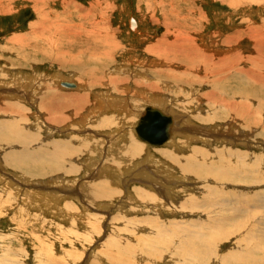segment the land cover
I'll return each instance as SVG.
<instances>
[{
	"label": "rangeland",
	"instance_id": "374dc122",
	"mask_svg": "<svg viewBox=\"0 0 264 264\" xmlns=\"http://www.w3.org/2000/svg\"><path fill=\"white\" fill-rule=\"evenodd\" d=\"M42 8L56 15L45 17ZM41 17L46 28L32 31ZM219 58L235 68L223 70ZM189 61L195 67L184 69ZM263 75L264 0H2L0 134L8 139L18 131L31 139L27 149L0 141V264H113L110 250L123 241L136 252L129 264H238L245 251H252L251 264H264ZM191 79L197 84L184 83ZM240 89L254 96L244 100ZM46 94L56 123L46 120ZM246 99L251 112L238 107V119H231L225 102ZM145 107L171 117L169 140L160 147L135 135ZM206 115L212 121L201 123ZM72 141L83 148L88 142L93 153L66 149ZM20 150L36 157L30 168L64 153L61 164L74 168L23 175L2 162ZM165 150L172 158L202 151L206 159L199 163L213 173L183 172ZM91 184L111 197L91 200L95 195L85 192Z\"/></svg>",
	"mask_w": 264,
	"mask_h": 264
},
{
	"label": "bare ground",
	"instance_id": "6f19581e",
	"mask_svg": "<svg viewBox=\"0 0 264 264\" xmlns=\"http://www.w3.org/2000/svg\"><path fill=\"white\" fill-rule=\"evenodd\" d=\"M2 1V0H1ZM0 1V2H1ZM30 1V0H29ZM35 1V0H34ZM41 1V0H40ZM46 1V0H45ZM48 2H49V0H47ZM44 2V1H43ZM37 3V2H36ZM49 4V3H48ZM47 5V4H46ZM43 6V5H42ZM6 7V6H5ZM4 7V8H5ZM47 7V6H46ZM41 8V7H40ZM45 8V7H44ZM44 8H42V13H44L45 14V17H50L51 15L52 16H55L56 15V13H53L52 11H50V8H49V10L48 11H50V13H45V9ZM38 10H39V8H38ZM41 13V12H40ZM39 13V14H40ZM40 16V15H39ZM39 18V17H38ZM135 23L134 22H130V28L131 29H133V27L135 26L134 25ZM46 26H47V24H46V21L41 17L39 20H38V22L37 23H35V24H33V26H32V31H37V29H41V30H43L42 28H46ZM66 27H68V26H66ZM47 28H49V27H47ZM46 31V30H45ZM52 31V30H51ZM47 40V39H46ZM52 40V39H51ZM21 41V40H20ZM54 42H56V41H54ZM29 43H32V41H30L29 40ZM28 43V44H29ZM37 45V44H36ZM30 46V45H29ZM33 46V45H32ZM28 47V46H27ZM53 47V49L55 50V46H52ZM43 48V47H42ZM193 48H197V47H193ZM41 49V48H40ZM47 49V48H46ZM29 50V49H28ZM31 50V49H30ZM38 50H39V48H38ZM183 50H184V48H183ZM33 51V50H32ZM32 51H30V52H32ZM37 51V50H36ZM182 51V50H181ZM57 52V51H56ZM29 53V52H28ZM42 53V51L41 52H38V54H41ZM61 53H63V51H59L58 52V55H60ZM31 55V54H30ZM32 55H34V54H32ZM65 55V54H64ZM63 55V56H64ZM206 55H208V54H205L204 56H206ZM32 57V56H31ZM228 57V56H227ZM237 57V56H236ZM58 58L61 60V59H63L62 57H60V56H58ZM206 58V57H205ZM204 58V61L206 60ZM241 58V57H240ZM239 58V59H240ZM209 59L210 58H208L207 57V61L208 62H210V63H212V61H209ZM216 59V58H215ZM203 60V59H202ZM217 60V59H216ZM221 60V63L223 64V70H224V68H225V70H226V68H228V69H231V68H235V63L236 62H230V61H227V60H225V59H223V58H219V61ZM26 61V60H25ZM203 61V62H204ZM236 61V60H235ZM240 62V61H239ZM239 62H238V64H239ZM63 63V62H62ZM189 63H191L192 65H193V63L191 62V61H189V62H187V64L184 66L185 68L184 69H186V68H188L187 66H188V64ZM215 63V62H214ZM217 63V62H216ZM220 63V62H219ZM220 63V64H221ZM72 65V62H66L65 61V63H64V65ZM221 64V65H222ZM146 65V64H145ZM191 66V65H190ZM193 67H195L194 65H193ZM194 69V68H193ZM204 69V68H203ZM212 69V68H211ZM215 69H216V67H215ZM218 69V68H217ZM249 70H250V72L251 73H253V69L250 67L249 68ZM174 71V70H173ZM188 71H190V70H188ZM194 70H192L191 71V73L193 72ZM197 70H195V72H196ZM195 72H194V74H195ZM227 71H225V73H226ZM158 73V72H157ZM182 73V72H181ZM184 73V72H183ZM186 74H188L187 72H185ZM119 74V73H118ZM159 74V73H158ZM197 74V73H196ZM195 74V75H196ZM206 74H208V73H206ZM122 75V74H121ZM169 76V75H168ZM208 76V75H207ZM221 76V75H220ZM122 77V76H121ZM167 77V76H166ZM193 77H195V76H193ZM193 77H192V79H193ZM197 78H198V76H196ZM227 77H229V76H227ZM182 78V77H181ZM212 78V77H211ZM258 78V77H257ZM263 78H264V75H263ZM170 79V78H169ZM191 79V80H192ZM196 79V78H195ZM259 79V78H258ZM71 80V79H70ZM119 81H120V78L118 79ZM172 80V79H171ZM197 80V79H196ZM207 80V79H206ZM227 80H229V78L227 79ZM18 81V80H17ZM94 81H95V79H94ZM172 81H174V80H172ZM199 81V80H198ZM212 81V80H211ZM135 82V81H134ZM202 82V81H201ZM199 83V84H202V83ZM18 83V82H17ZM68 83H71V82H68ZM122 83H124L123 81H122ZM141 83V82H140ZM150 83V82H149ZM154 83V82H153ZM184 83H186V84H188V85H190V84H197V82L196 81H191V83H189V82H184ZM183 83V84H184ZM258 83V82H257ZM71 84H73V85H75V87L74 88H76L77 87V84H74V83H71ZM126 84V83H125ZM128 84V83H127ZM185 84V85H186ZM59 85V84H58ZM80 85V84H79ZM143 85V84H142ZM178 85V84H177ZM21 86V85H20ZM60 86V85H59ZM62 86V85H61ZM82 86V85H81ZM94 86V85H93ZM115 86V85H114ZM147 86H148V88L149 89H156L157 88V86H156V84H147ZM191 86V85H190ZM189 86V87H190ZM195 86V85H194ZM202 86V85H201ZM226 86V85H225ZM144 87V86H143ZM177 87H179V86H177ZM177 87H175V88H177ZM187 87V86H186ZM229 87H230V85H229ZM61 88V87H60ZM74 88H72V89H74ZM86 88V87H85ZM88 88H90V86L88 87ZM137 88V87H136ZM144 88H147V87H144ZM191 88V87H190ZM226 88V87H225ZM64 89H66V88H64ZM84 89V88H83ZM139 89H141V88H139ZM148 90V89H147ZM181 90V89H180ZM226 90H227V88H226ZM86 91V90H85ZM160 91V90H159ZM124 92V91H123ZM153 92V91H152ZM155 92V91H154ZM233 92H235V91H233ZM74 93V92H73ZM122 93V92H121ZM236 93H237V95H238V97H242L243 99L246 97V96H252L253 94H251L250 92H246L245 90H239L238 92L236 91ZM254 93V92H253ZM77 94V93H76ZM81 95V94H80ZM117 95H119V94H117ZM121 95V94H120ZM206 95H208V94H206ZM45 96H48V94H46V95H44V97H42V102H41V105H42V107H44V109H45V111H46V115H47V118H46V120H48L49 122H52V123H54L56 120H54V119H52V118H50V117H52L50 114H49V111H48V109H50V107L48 106L47 107V104H45V98H47V97H45ZM79 95H75L74 94V98H77ZM179 96V95H178ZM214 96V95H213ZM217 96V95H216ZM254 96V95H253ZM116 97H119V96H116ZM159 97V96H158ZM53 98V97H52ZM52 98H50V99H52ZM83 99V98H82ZM208 99V98H207ZM214 99V98H213ZM104 100V99H103ZM211 100H212V98H211ZM210 100V101H211ZM245 100V99H244ZM247 100V99H246ZM155 101H157V99H155ZM196 101V100H195ZM1 102V101H0ZM101 101H99V103H100ZM104 102H106L105 100H104ZM185 102V101H184ZM247 102H249V100H247V101H244L243 103L242 102H240V104L239 103H237V104H232V103H230V102H225V110H228L229 111V113H227L229 116H230V118L231 119H238V116L235 114L236 113V110L238 109V107L239 108H241V109H245V111H249V112H251L250 110H251V107L252 106H250V105H248L247 104ZM88 103V102H87ZM86 103V104H87ZM108 103V102H107ZM107 103H103V104H106L107 105ZM111 103V102H110ZM203 103V102H202ZM213 103V102H212ZM197 104H199L198 102H197ZM218 104H220L219 102H218ZM109 105V104H108ZM119 105V104H118ZM123 105V104H122ZM157 105H159V104H157ZM200 105V104H199ZM2 106V105H1ZM102 106V105H101ZM192 106H194V105H192ZM198 106V105H197ZM219 106V105H218ZM263 106V105H262ZM3 107V106H2ZM69 107V106H68ZM124 107V106H123ZM157 107V106H156ZM186 107V106H185ZM56 108H57V106H56ZM55 108V109H56ZM59 108H61L60 106H58V109ZM103 108V107H102ZM109 108V107H108ZM153 108V107H152ZM160 108V107H159ZM57 109V110H58ZM145 109H146V107H145ZM155 109H157V108H155ZM1 110V109H0ZM52 110V109H51ZM62 110V109H61ZM99 110H100V108H99ZM158 110H160V109H158ZM53 111H54V109H53ZM59 111H60V109H59ZM58 111V112H59ZM145 111V110H144ZM161 111V110H160ZM23 112V111H22ZM52 112V111H51ZM162 113H163V111H161ZM128 113V112H127ZM145 113V112H144ZM164 114V113H163ZM241 114H243V113H240V115ZM256 114V113H255ZM165 115V114H164ZM224 115V114H223ZM245 115V114H244ZM61 116V115H60ZM256 116V115H255ZM254 115H253V117H255ZM184 117V116H183ZM205 117H209V115H206ZM204 117V118H205ZM222 117V116H221ZM171 118V117H170ZM200 118H202V117H200ZM247 118V117H246ZM84 119V118H83ZM178 119V118H177ZM175 120V119H174ZM173 120V121H174ZM200 120V119H199ZM212 121V119H210V118H208V119H206V120H203V119H201L200 121H201V123H203V122H209V121ZM254 120L255 119H253L252 120V123L253 124H251V126L252 125H254L255 123H254ZM59 121V122H58ZM58 121H57V123H61L62 121H63V119L62 118H59L58 119ZM122 121V120H121ZM139 121V120H138ZM187 121H189V119L187 120ZM240 121H242V120H240ZM123 122V121H122ZM179 122H180V120H179ZM248 122V121H247ZM262 122V121H261ZM56 123V122H55ZM182 123V122H181ZM189 123V122H188ZM105 124H106V122H105ZM113 124V123H112ZM120 124V123H119ZM118 124V125H119ZM123 124V123H122ZM125 124V123H124ZM138 124V123H137ZM180 124V123H179ZM178 124V125H179ZM191 124H193V123H191ZM259 124V123H258ZM104 125V123H102V126ZM137 126V125H136ZM135 126V127H136ZM170 126V125H169ZM218 126V125H217ZM251 126H249V124H248V128H250ZM118 127V126H117ZM135 127H134V132H135ZM171 127L173 128V129H175V127L173 126V123H172V125H171ZM215 127V126H214ZM262 127H264V125L262 126ZM187 128V127H186ZM169 129V128H168ZM185 129V128H184ZM189 129V128H188ZM188 129H185V131L187 132V133H192V131L191 130H188ZM236 129V128H235ZM230 130H232V128H229V132H231ZM9 131H14V129H12V128H10V130ZM113 131V130H112ZM112 131L111 130H109V131H107V132H111L112 133ZM117 131H118V129H117ZM197 131V130H196ZM181 132V131H180ZM193 132H194V130H193ZM211 132V131H210ZM18 133V131L17 132H14V135L12 134H10L9 136H8V139H7V137H4L3 135H1L0 134V141H3V142H5L6 141V143H11V142H15L16 144H18L19 146L21 145V146H23L22 148L24 149H27V147H26V145L29 143L27 140H29L30 141V139H31V137L29 136V135H27V133H24L23 134V136H21V137H18L17 135H15V134H17ZM21 133V132H20ZM118 133H120V132H118ZM172 133H174V132H172ZM204 133V132H203ZM5 134V133H4ZM102 134V133H101ZM194 134V133H193ZM196 134V133H195ZM223 134V133H222ZM225 134V133H224ZM231 134V133H230ZM21 135V134H20ZM135 135H136V137H138L137 136V134H136V132H135ZM175 135V134H174ZM181 135V134H180ZM202 135V134H201ZM176 136V135H175ZM242 136V135H241ZM127 137V136H126ZM171 137V136H170ZM202 137V136H201ZM111 138V137H110ZM118 138V137H117ZM128 138H129V136H128ZM205 138V137H204ZM215 138V137H214ZM115 139V138H114ZM113 139V140H114ZM130 140H132L131 138H129ZM138 139L140 140V141H142L139 137H138ZM172 139H174L173 138V136H172ZM70 140V139H69ZM116 140V139H115ZM128 140V139H127ZM127 140H125L124 141V143H123V145H125L126 144V142L128 143V141ZM167 140H169V139H167ZM166 140V141H167ZM193 140V139H192ZM109 141H111V140H109ZM133 141V140H132ZM131 141V142H132ZM165 141V142H166ZM28 142V143H27ZM73 142V141H72ZM144 142V141H143ZM165 142H163L161 145H159V146H155V147H160V146H162ZM202 142H203V140H202ZM77 143H80V144H82V145H77V144H75V142H73V143H71V142H69V143H65L64 144V147H66V149H68V150H74V151H76V148L77 147H80L81 149H82V151L83 152H85V153H87L88 154V152H91V154L93 153V150H92V148L89 146V144H88V142H86L85 141V146H87L86 148H83V142H77ZM112 142H110V144H111ZM138 143V142H137ZM204 143V142H203ZM1 144V143H0ZM14 144V143H13ZM35 144V143H34ZM120 144V143H119ZM131 144V143H130ZM135 144V143H134ZM148 144V143H147ZM174 144H175V142H174ZM208 144V143H207ZM3 145V144H2ZM29 145V144H28ZM27 145V146H28ZM112 145H114V144H112ZM116 145H118L117 143L115 144V147H116ZM121 145H122V143H121ZM122 145V146H123ZM128 145H129V143H128ZM132 145V144H131ZM148 145H150V144H148ZM20 146V147H21ZM53 146L54 147H58L59 146V144H53ZM82 146V147H81ZM142 146V145H141ZM150 146H152L153 147V145H150ZM89 147V148H88ZM95 147H97V146H95ZM114 147V146H113ZM115 147H114V149H115ZM126 147H127V145H126ZM134 147V146H133ZM139 147H140V145H139ZM144 147V146H143ZM176 147V146H175ZM12 148V147H11ZM100 148H101V145H100ZM124 148V147H123ZM21 149V148H20ZM58 149H60L59 147H58ZM79 149V148H78ZM111 149V148H110ZM117 149V148H116ZM115 149V150H116ZM129 149H130V146H129ZM131 149H133V148H131ZM134 149H136L135 151L136 152H134V154H137L138 155V153L141 151V150H139L138 149V147L136 146V147H134ZM141 149H142V147H141ZM64 150V149H63ZM87 150V151H86ZM108 150H109V148H108ZM123 150H125V149H123ZM123 150L121 151V153L123 154ZM139 150V151H138ZM21 151V150H20ZM101 151V150H100ZM117 151V150H116ZM118 151H120V150H118ZM126 151V150H125ZM142 151H144V150H142ZM16 152H18V151H16ZM15 152V153H16ZM41 152V151H40ZM82 152V153H83ZM106 152V151H105ZM127 152V151H126ZM165 154L167 155V157H168V159H171V160H174V161H176V163H178L179 165H181V168H182V171L183 172H191V173H194V174H197V176H201V178L202 177H205V176H203L201 173H203L204 175L207 173V171H209L211 174L213 173V172H211L210 171V167L208 166V169H207V166H205V167H201V165H200V163H201V160L202 159H206V157H205V153L204 152H202V151H197V150H194L193 151V153L192 154H190L188 157H184V158H176V157H174V158H172L173 156H170V154L171 153H173V152H171V151H166L165 150ZM21 154H18L17 155V157H15L14 155H11V156H5L4 158H3V160H2V162H4L5 163V165H6V167L7 166H9V165H12L14 168H20L21 169V171H22V174L23 175H29L31 172H35V173H41V175H42V173L43 172H45V173H47V171L48 172H57V171H59L60 169H62V168H64V170H67V169H69V170H67V171H65V172H70L71 170H72V168H74L73 166H70V167H67V166H64V165H62L61 164V162H60V160L62 159H64V157L66 156V154L64 153L63 155H60V156H52V157H49L48 159H49V161H48V164H43V163H38V162H34V165H40L41 167L40 168H34V167H32V168H30V164H32L33 163V159L34 158H36V157H34V155H33V153H29V151H26V152H24V151H21L20 152ZM81 153V152H80ZM94 153H96V152H94ZM100 153H102V152H100ZM107 153H108V151H107ZM113 153V152H112ZM115 153H117V152H115ZM114 153V154H115ZM125 153V152H124ZM128 153V152H127ZM141 153V152H140ZM70 154V153H69ZM74 154H75V152H73L71 155L72 156H74ZM129 154V153H128ZM75 155H77V154H75ZM117 155V154H116ZM131 156H132V152H131V154H130ZM129 155V156H130ZM36 156H38V155H36ZM109 156V155H108ZM120 156V155H119ZM142 156V155H141ZM140 156V157H141ZM48 157V156H47ZM117 157V156H116ZM126 157V156H125ZM139 157V156H138ZM137 156L136 157H134V158H138ZM139 157V158H140ZM145 157V156H144ZM50 158H52V159H50ZM68 158V157H67ZM114 158V157H113ZM121 158V157H120ZM138 158V159H139ZM2 159V158H1ZM38 159H40V158H38ZM110 159V158H109ZM108 159V160H109ZM112 159V158H111ZM116 159V158H115ZM124 159V158H123ZM122 159V160H123ZM126 159V158H125ZM124 159V161H126ZM131 159V158H130ZM133 159V158H132ZM228 159V158H227ZM41 160V159H40ZM69 160H71V158L69 159ZM75 160V159H74ZM64 161V160H63ZM123 161V162H124ZM129 161H132V160H129ZM40 162H42V161H40ZM65 162H68L67 160L65 161ZM89 161H87V163H88ZM110 162H111V160H110ZM128 162V161H127ZM126 162V163H127ZM133 162V161H132ZM134 162H135V160H134ZM200 162V163H199ZM203 162V161H202ZM70 163V162H69ZM129 163V162H128ZM138 163V162H137ZM194 163H197V165H196V168L194 167ZM199 163V164H198ZM66 164V163H65ZM95 164H96V162H95ZM91 165V164H90ZM176 165V164H175ZM178 166V165H177ZM217 166V165H216ZM223 166H225V165H223ZM222 166V167H223ZM23 167H26V168H23ZM29 167V168H28ZM89 167V166H88ZM87 167V168H88ZM122 167H123V165H122ZM120 168V167H119ZM135 168V167H134ZM180 168V167H179ZM224 168V167H223ZM231 168V167H230ZM239 168V167H238ZM25 169H27V171H24ZM99 169V168H98ZM107 169H109V168H107ZM2 170H4V169H2ZM63 170V169H62ZM217 170H219V169H217ZM229 170V169H228ZM5 171V170H4ZM19 171V170H18ZM122 171V170H121ZM220 171V170H219ZM24 172V173H23ZM44 173V174H45ZM75 173H76V171H75ZM173 173V172H172ZM62 174V173H61ZM118 174V173H117ZM222 175H224L223 173H221ZM55 176H56V174H54ZM119 175V174H118ZM117 176V175H116ZM134 176V175H133ZM207 176V175H206ZM226 176V175H225ZM57 177H60V176H57ZM227 177V176H226ZM121 178H123V177H121ZM50 180V179H49ZM60 180V179H59ZM114 180V179H113ZM119 180V179H118ZM56 181V180H55ZM61 181V180H60ZM63 181H65V180H63ZM116 182H118V181H116ZM122 182V181H121ZM61 183V182H60ZM98 183V182H97ZM104 183V182H103ZM7 185H10L11 187L13 186V184L15 185V184H17L16 182H12V181H9V182H7L6 183ZM47 184H51V183H48L47 182ZM62 184V183H61ZM108 184V183H107ZM153 184V183H152ZM157 184V183H156ZM55 185V184H54ZM64 185V184H63ZM92 185H94V184H91V185H87V186H85V192H86V194L89 196H91V195H95V196H93L92 198H90L91 200H99V199H104V200H106L108 197H111V195L112 194H110L104 187V189L107 191L106 193H104V194H102V191H99L97 188L96 189H94L93 187H92ZM95 185H96V183H95ZM98 185V184H97ZM100 186H101V184H99ZM98 185V186H99ZM147 185V184H146ZM56 186V185H55ZM84 186V185H83ZM99 186V187H100ZM113 186V185H112ZM153 186V185H152ZM86 187L88 188V191L86 190ZM95 187V186H94ZM147 187V186H146ZM148 187H150V185H148ZM84 188V187H83ZM93 188V189H92ZM104 190V191H105ZM114 190V189H113ZM112 191V190H111ZM151 192V191H150ZM112 193V192H111ZM150 196V195H149ZM142 198V197H141ZM146 199H147V197H146ZM145 200V199H144ZM148 200V199H147ZM124 202V201H123ZM103 204V203H102ZM122 206V205H121ZM144 207V206H143ZM162 210V209H161ZM156 214V213H155ZM124 215V214H123ZM157 216V215H156ZM145 217V216H144ZM142 219V218H141ZM159 232V231H158ZM159 233H161V232H159ZM158 234V233H157ZM156 235V234H155ZM131 238V237H130ZM134 238V237H133ZM133 238H132V240H133ZM123 240V239H122ZM132 240H130V241H132ZM140 240V241H139ZM139 240H136L137 242H136V245L137 246H141L140 248H141V250H140V252L141 253H143L144 251H143V249H142V247L144 246V242L142 241L141 242V239H139ZM144 240V239H143ZM126 241H123V243L122 244H118V243H115V244H117L118 246L115 248V249H111L110 250V254H109V252H108V254H109V259L111 260V262L113 263V264H129L128 262H130L131 260H132V258L136 255L135 253L134 254H131V251H129L130 249V246L132 245L130 242H126ZM134 243V242H133ZM152 243V242H151ZM157 243V242H156ZM187 246H188V242H184ZM111 244V243H110ZM114 244V243H113ZM139 244V245H138ZM185 244H184V246H185ZM181 246H182V244H181ZM114 247V246H113ZM121 247H125V248H121ZM150 247V246H149ZM146 248V247H145ZM170 248V247H169ZM175 248V247H174ZM188 248V247H187ZM139 249V248H138ZM148 249H150V248H148ZM189 249V248H188ZM191 249V248H190ZM152 249H150V251H151ZM181 250V249H180ZM199 250V249H198ZM185 251V250H184ZM243 251V250H242ZM154 252H156V250L154 251ZM157 253V252H156ZM177 253V252H176ZM152 254H155V253H152ZM167 254V253H166ZM185 254L186 255H188V256H192V257H194V259L195 260H197V262H198V260L200 261V260H204L201 256H200V254L198 255L196 252H194V251H185ZM242 254H243V256L244 257H240V258H238L237 260H236V262L238 263V264H251L252 262H253V260H252V258H251V256H252V251H245V252H242ZM104 255H107L106 253L104 254ZM134 255V256H133ZM145 255V254H144ZM149 255H150V253H149ZM160 255V254H159ZM151 256V255H150ZM153 257H154V255H152ZM156 256H157V258H158V255H155V258H156ZM175 256V255H174ZM176 256H178V255H176ZM145 257H146V255H145ZM152 257V258H153ZM175 258V257H174ZM182 258V257H181ZM186 258V257H185ZM154 259V258H153ZM145 260V259H144ZM155 260V259H154ZM177 260H178V258H177ZM209 259H207V261H208ZM223 260V259H222ZM135 261V260H134ZM160 261V260H159ZM188 261H189V259H188ZM201 261V262H202ZM179 262H180V260H179ZM182 262H184V261H182ZM181 262V263H182ZM190 262V261H189ZM196 262V261H195ZM194 262V263H195ZM209 262H210V260H209ZM223 262V261H222ZM191 263V262H190ZM189 263V264H190ZM203 263H205V262H203ZM211 263V262H210ZM209 263V264H210ZM227 263V262H226ZM11 264V263H10ZM13 264V263H12ZM42 264H45V262H42ZM55 264V263H54ZM176 264V263H175ZM228 264V263H227Z\"/></svg>",
	"mask_w": 264,
	"mask_h": 264
},
{
	"label": "water",
	"instance_id": "95a60500",
	"mask_svg": "<svg viewBox=\"0 0 264 264\" xmlns=\"http://www.w3.org/2000/svg\"><path fill=\"white\" fill-rule=\"evenodd\" d=\"M61 85L66 88L75 87V85L68 82H63ZM170 124V116L164 115L158 109L146 107L144 115L135 127V132L142 141L153 146H159L168 139Z\"/></svg>",
	"mask_w": 264,
	"mask_h": 264
},
{
	"label": "crops",
	"instance_id": "0c3cea01",
	"mask_svg": "<svg viewBox=\"0 0 264 264\" xmlns=\"http://www.w3.org/2000/svg\"><path fill=\"white\" fill-rule=\"evenodd\" d=\"M104 34V33H103ZM104 38V37H103ZM113 59H114V57H113ZM120 74V73H119ZM93 75V74H92ZM119 76V75H118Z\"/></svg>",
	"mask_w": 264,
	"mask_h": 264
}]
</instances>
